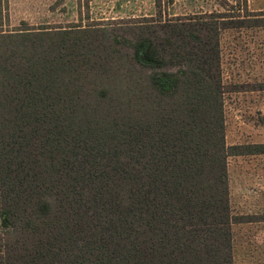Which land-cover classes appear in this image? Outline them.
I'll list each match as a JSON object with an SVG mask.
<instances>
[{"label": "trees", "instance_id": "1", "mask_svg": "<svg viewBox=\"0 0 264 264\" xmlns=\"http://www.w3.org/2000/svg\"><path fill=\"white\" fill-rule=\"evenodd\" d=\"M247 13L0 29V264H234L228 158L264 144L225 142L219 35Z\"/></svg>", "mask_w": 264, "mask_h": 264}, {"label": "rangeland", "instance_id": "2", "mask_svg": "<svg viewBox=\"0 0 264 264\" xmlns=\"http://www.w3.org/2000/svg\"><path fill=\"white\" fill-rule=\"evenodd\" d=\"M247 11L264 12V0H0V29L105 24L131 37L128 28L158 15L221 13L254 21ZM219 49L225 142L264 144V24L221 30ZM228 179L231 212L240 220L231 226L233 257L238 264H264V153L230 156Z\"/></svg>", "mask_w": 264, "mask_h": 264}, {"label": "crops", "instance_id": "3", "mask_svg": "<svg viewBox=\"0 0 264 264\" xmlns=\"http://www.w3.org/2000/svg\"><path fill=\"white\" fill-rule=\"evenodd\" d=\"M233 260H234V264H238V263H236V259H235V256L233 257Z\"/></svg>", "mask_w": 264, "mask_h": 264}]
</instances>
